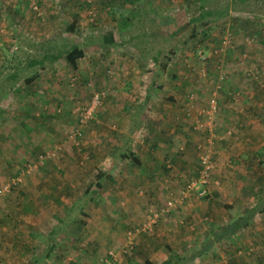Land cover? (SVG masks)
Returning a JSON list of instances; mask_svg holds the SVG:
<instances>
[{"label": "rangeland", "instance_id": "374dc122", "mask_svg": "<svg viewBox=\"0 0 264 264\" xmlns=\"http://www.w3.org/2000/svg\"><path fill=\"white\" fill-rule=\"evenodd\" d=\"M184 1L185 5L169 11H163L162 4L157 11L154 0H135V5L133 0H0V188L8 185L0 194V264L50 262L51 239L58 248L68 244L71 251L65 260L71 263L87 257L92 264H157L169 254L175 264H264V253L255 248L264 239L256 241L254 231L246 233L247 227L261 228L264 221H257L251 210L259 211L263 203L229 204L218 171V158L226 151L228 139L238 141L240 127L226 125L225 119L259 118L248 103L256 101L257 90L264 94V0ZM19 6L23 9L18 12ZM208 10L212 13L201 15ZM164 29L166 42L137 45L132 43L136 37L127 40L128 35L152 31L159 35ZM110 32L113 42L107 43L104 37ZM74 44L76 68L64 57ZM138 48L143 51L138 53ZM167 53L176 61L167 59ZM248 70L257 77L249 76ZM126 76L141 80L130 87L138 88L131 92L133 100L148 99L151 79L157 81L151 95L166 100L167 91L185 81L177 120L183 122L172 133L182 139L169 148L186 156L170 159L168 171L153 173L152 187L141 183L132 189L139 199L130 208L138 207L139 216L120 225L123 234L118 239L103 243L93 234L92 224L80 227L78 212L86 199L101 202L93 189L98 171L115 163L125 166L120 156L128 149L127 141L122 137L115 143L98 136L96 120L100 121L108 103L126 111L121 108L122 91L111 82L123 83ZM224 90L230 94L221 103ZM212 93L217 105L207 114ZM94 101L99 103L91 117L78 126L79 115ZM206 120L211 121L210 133L203 130ZM196 121L202 126L195 128ZM106 123L110 136L121 128L117 119ZM76 126L83 131L78 145L74 143L78 138L72 136ZM147 126L151 125L137 124L138 137ZM207 140L214 163L207 194L199 197L193 192L178 198L185 180L196 177L197 145L206 146ZM249 141L253 148L254 139ZM263 180L258 178L260 185ZM101 182L99 192L113 193L110 179ZM87 186L89 192L81 196ZM258 196L264 199V190L259 189ZM117 197L118 207H125V197ZM167 199L176 201L158 215L151 232L138 233L133 248L125 252L126 232L141 225L150 208L159 212ZM243 209L241 216H249L243 233L237 234L239 229L229 239L215 241L217 228L241 217L237 215Z\"/></svg>", "mask_w": 264, "mask_h": 264}, {"label": "crops", "instance_id": "0c3cea01", "mask_svg": "<svg viewBox=\"0 0 264 264\" xmlns=\"http://www.w3.org/2000/svg\"><path fill=\"white\" fill-rule=\"evenodd\" d=\"M138 1H142V3H148V0ZM151 1L153 0H149L150 3ZM185 2L186 1L184 0H154V3L156 4H154L153 8L158 11L159 9H162V7L159 6L163 4V11H169L171 9H174L176 5H185ZM133 3L135 5V0H133ZM164 30L165 31H162V33L160 32L159 35L156 31L146 32L142 35H128L127 40L131 42V39L136 37L137 41L132 43H135L137 45L147 44L153 41H158L157 43H160L161 40L164 42L168 38L165 36L168 34V30ZM170 32L172 33V31ZM137 50L139 51L138 53H141L143 51L142 48H138ZM167 55V59L176 61V57L173 54L167 53ZM132 67H135V65H133ZM174 68L175 65L173 64V71ZM171 75L172 78L177 77V75L174 73ZM135 76H133L132 78H128L126 76V81L123 83H119V79H116V81L115 79H112L111 81L113 83L112 85H114L115 88L118 87L116 91H122L120 93V97L123 98L121 108H126V111H120L118 110L119 107L117 105H115L114 103H108L107 105H105L102 111L104 113H102L99 117L100 121L96 120V125L100 129L98 136H104L105 139L108 138V141L112 140L113 142H117L122 137H124L125 141H127L128 149L127 151H122V156H120L123 158L124 163L126 162L124 164L125 166H118L115 163L112 164L109 168L107 167L108 169H106L105 171H103L104 169L100 170L101 172H103V175L100 177V181L101 179H110L112 181V185H114V190L112 191L113 193L107 195L104 189L99 192L103 187L98 188L96 186H93V189L96 191L95 194L100 195L101 202H97V204L95 202L93 204V201H91L92 199H86V202L83 201L84 205L78 212V215L81 216L82 219V221L80 222V227L84 228L85 225L88 226L92 224L91 228H95L93 234L100 238L99 240H101L103 243H105L104 239H118L119 235L123 234L120 225L123 224L124 226L129 222L130 219H135L136 216H139L135 213L139 212L140 209H138V207L134 206V209L130 208V205H132V201L139 199V197H136L134 195L132 189H134L138 185H141V183L143 185L147 184L149 187H152V183L149 182V179H151L153 173L160 172L162 170L165 171L164 159H166L167 157L173 160H175V158H183L179 156L183 155L182 152L174 153L173 147L169 148V145L173 143L177 144L182 139L178 133H172L174 132L175 125H180L183 122V118L180 119L181 122H178L177 120L181 117L183 106V103L181 101V93L184 89L185 81H181L182 83L174 85L173 90H169V92L167 91V94L165 95L167 96L166 100L159 97H153V95H151L152 88L155 87L154 85L157 83V81L151 79L147 85V87L149 86V96H147L148 99L133 100L134 97L131 92L136 91L138 88H136V90H133L130 87L133 88L135 87L134 84L138 85L141 82V80L139 81ZM135 81L137 82L135 83ZM226 85V90H228L230 82ZM156 87L158 89L162 88L158 86ZM123 90L127 91L123 92ZM227 93L230 94L229 91L226 92L225 90L223 91V93H221V103L226 100V96H228ZM149 97H151L152 99H149ZM255 99L256 101H254L253 103H248L250 104L248 105V107L252 108L256 116H258L259 118H252L246 115L245 117L239 118L237 120L234 119V121L230 116L225 119V121L227 122L226 125L237 124L238 126H240L237 132L238 141H235L236 137L228 139V144L225 148L226 151H223L224 157L220 154L221 156H219L218 158V171L220 172V174L222 173L221 176L223 178L221 192L223 197L226 198L227 202L233 206L236 203L248 204L250 202L256 205L263 203L264 206L263 197L258 196L259 189L264 187V180L263 182H261V185L260 181L258 182L259 177L263 176L264 178V122L262 121V118H264V94L262 95V93L257 90V92L255 93ZM225 106L229 108V106L231 107L232 105L225 104ZM245 112L247 113V110ZM227 114L228 113H226V115ZM162 115H165V117H163ZM116 119L121 128L118 129V132L114 136H110L107 133L108 130H106L105 128V126L107 125L106 121L109 120L110 122H114V120L116 121ZM143 123H148L151 126H147L148 128H143L144 130L142 131L144 132L138 137L139 129L136 131L137 124L141 126V124L143 125ZM166 130H168V132L164 133L163 131ZM251 139H254L255 145L253 148L249 146V140ZM101 145L103 146V143L99 144V146ZM183 156L185 157L186 154ZM221 157H223L222 160H220ZM221 164H223L222 169ZM106 174L109 178L106 176ZM101 183L104 186V183ZM89 188L90 187L87 186L82 192L81 196L88 193L90 190ZM216 188H218V193H220V187L218 186ZM118 189L121 190L119 191ZM249 189L254 193L257 192V196H255L254 193H251ZM117 196L125 197V207H118L117 200L120 199H118ZM231 196H234L232 200L230 199ZM71 202H74V200ZM244 211L245 209H243L237 216H241ZM255 214L257 221L258 219L260 222L264 221V210H262V208H260L259 211L257 209L255 211ZM107 220H109V222ZM261 224V228L251 227V230H249L250 228L247 227L246 233H251V231H254L256 233V241H263L264 239V222H262ZM244 229L246 228L242 227L237 234H242ZM49 233L50 232L46 233V235L49 236ZM49 243L50 244L48 245V249L52 248V251L54 250L53 253L48 254L47 256L50 257V262L46 261V263L41 262L38 264H92V261H90L87 257L83 260H77L73 263H71L70 261L68 262L65 260V257L68 256L71 251L68 244H65L63 248L62 246L58 248L56 245L52 246V239ZM34 245H36V241H34ZM255 248L257 251L264 253V243L255 246ZM167 256H169V254L166 255L163 260H165ZM53 258H57V260H52ZM161 261H159L157 264H159Z\"/></svg>", "mask_w": 264, "mask_h": 264}, {"label": "built area", "instance_id": "2783aa9c", "mask_svg": "<svg viewBox=\"0 0 264 264\" xmlns=\"http://www.w3.org/2000/svg\"><path fill=\"white\" fill-rule=\"evenodd\" d=\"M249 76H256L257 74L254 71L248 70V72H246ZM257 77V76H256ZM97 101V100H95ZM95 101L91 104L90 107L87 108L86 111H84V113H81L78 117V126L79 124L81 126H84L85 123L88 121V119L91 117L93 108L99 103H95ZM209 107H210V111L206 112L207 114H211V112H214L213 109H216V105H217V100L215 97V93H212V95L209 98ZM210 117V116H209ZM211 121L206 120L205 123H203V130L208 131V133H210V129H211ZM76 126L75 130L73 132V137L74 140L77 139L76 141H74V143L76 145L80 144V141L83 137V131L80 130V128ZM202 126V124L198 123V121H196V126ZM208 145H204V143H200L197 145V149L199 151L198 154V159H199V169L197 171V176L196 177H192L190 179H186L182 189H180L179 193H178V198L181 197L185 198L188 197L190 194H192L193 192H195L199 197H203L207 194V185L209 183V178L210 175L212 173V170L214 168V163H213V151L210 150L209 147V141L207 140ZM43 157L40 155L39 156V161L41 162ZM23 172V171H22ZM20 174H22L20 172ZM17 180H20V177H16ZM8 188V185H6ZM6 187L0 188V194L4 192V190L7 189ZM176 200L177 198L174 197ZM175 199H167L162 206L159 208L160 211H156L154 210V208H150L148 210V212L145 214V219L141 222V225H139L137 228H135L134 230H128L126 232V238H125V243H124V250L125 252H128L130 249L133 248L134 244H135V237L138 233L140 232H151L153 225H155L158 215L162 214L163 212L167 211L169 207H171L174 203V201H176ZM109 255H113L111 252H109Z\"/></svg>", "mask_w": 264, "mask_h": 264}, {"label": "trees", "instance_id": "16d2710c", "mask_svg": "<svg viewBox=\"0 0 264 264\" xmlns=\"http://www.w3.org/2000/svg\"><path fill=\"white\" fill-rule=\"evenodd\" d=\"M258 1V0H256ZM21 9H23L22 6H19L16 8V11H20ZM211 10L209 11H203L201 13V15H206V14H211ZM72 22L69 24V28H73L72 27ZM203 32L205 31H201L200 34H202ZM204 34V33H203ZM204 37V35H202V38ZM104 40L105 42L107 43H112L113 42V33H108L105 37H104ZM77 49V46L74 44L72 45V48H68L65 50L64 52V57L66 59V61L73 67V68H76L77 66V58H76V54H74L73 50H76ZM80 54V53H79ZM99 115V113H97ZM170 160V158H166L164 159V168H165V171H168L169 170V167H170V163L168 162ZM97 178L96 179V183H95V186L98 187V188H101L103 187L101 181H100V177L103 175V172L99 171L98 173H96ZM106 176L108 177V175L106 174ZM197 176V175H196ZM109 178V177H108ZM261 190L263 191L264 188H261ZM263 208V207H262ZM255 208H252L251 210V213L255 212ZM264 210V208L262 209ZM249 216H241V217H237L233 220H231L230 222L226 223L225 225L221 226V227H218L217 228V231L215 232V241H221L223 238H230L233 234H235L239 229H241L242 227H245L247 224H249ZM55 243L52 244V246H54ZM49 253V252H48ZM47 253V254H48ZM147 264H154L150 261H146ZM184 262V261H183ZM25 264H34L33 262H26ZM159 264H175L174 261H173V258L172 257H168L166 258L165 260L161 261Z\"/></svg>", "mask_w": 264, "mask_h": 264}]
</instances>
